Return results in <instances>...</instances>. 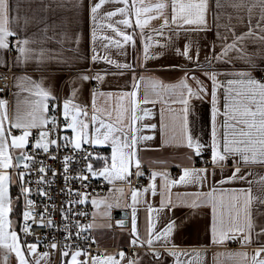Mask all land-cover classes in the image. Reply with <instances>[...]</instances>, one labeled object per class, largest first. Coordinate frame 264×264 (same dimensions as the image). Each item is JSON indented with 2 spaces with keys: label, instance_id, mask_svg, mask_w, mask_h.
I'll use <instances>...</instances> for the list:
<instances>
[{
  "label": "crops",
  "instance_id": "0c3cea01",
  "mask_svg": "<svg viewBox=\"0 0 264 264\" xmlns=\"http://www.w3.org/2000/svg\"><path fill=\"white\" fill-rule=\"evenodd\" d=\"M98 2L99 0H9V28L16 35L8 38V49H0V71L10 72L7 101L10 119L17 115L25 120L31 119L34 101L38 99L34 95L35 82L50 90L56 97L55 100L49 98L47 101L48 111L43 113L44 117L49 118V121L52 117L49 113L50 103L59 104V112L62 114L63 101L72 98L74 104L86 106L87 116L79 118L89 122L91 133L92 93L95 90V104L100 110L96 115L105 122L122 128L123 133H115L121 139L124 135L129 139L132 135L137 137L139 168L133 162L125 179L106 180L103 176L95 175L108 182L106 188L87 198L92 206L90 231L101 250L91 257H86L79 251L80 255L76 257L78 264H102L108 257L119 264H129L130 261L132 264H252L255 251L264 248V233L261 232L264 229V180L261 179L264 178V163L258 162L259 158L257 162L245 163L238 155H229L221 164L213 165L211 161L208 165H200L196 150L189 148L184 138V105L180 101L189 94L188 89L180 82L184 80L197 93L189 98L188 131L194 140L203 145H211L213 82L205 73H217V134L222 139L227 132L229 139H239L238 133L243 126L233 128L231 125L235 121L225 117L223 113L226 94L235 96L241 86H229L227 82L247 79L236 75L241 71L250 72L253 78L264 82V79L258 78L260 72L264 73V40L260 39L264 36V0H207L206 26L182 25L177 31V24H170L160 29L161 20L154 19L145 27L144 38H141L139 28L118 23L125 18L122 14L114 17L105 15L116 8L125 7L118 0H105L95 14L94 21L90 9ZM132 2L133 0H128V5ZM158 2L161 0H136L137 6ZM164 2L171 4V0ZM183 2L187 3L189 0ZM165 12L170 15V7ZM130 18L134 25V12ZM108 24L133 34L135 46L130 42L124 43L114 29L108 28ZM158 31L162 34H157ZM93 32L95 40L92 38ZM242 33L246 34L245 39L238 43V47L244 49L247 59H239L236 50L216 59L224 45L231 43L234 35ZM12 38H16L14 49H10ZM23 39H28L27 47L35 50L33 57L27 61L17 51V41ZM116 40L121 41L120 45L114 43ZM145 43L150 45L147 59ZM185 44L190 46L191 60L177 52L179 49L182 53ZM93 55L97 56L96 60L92 59ZM37 56L40 58L37 59ZM109 60L114 63H109ZM123 64L131 67L119 66ZM81 75L92 79L83 81L79 78ZM97 75L102 79H94ZM24 76L31 77V80L18 79ZM154 82L159 83L154 86ZM134 83L138 85L135 89ZM161 84L171 87H161ZM201 87L206 91L200 92ZM229 87L236 91L226 93ZM73 89H76L74 97ZM132 91L137 92V119L134 123L131 119L132 98L124 96L123 100L118 99L122 94ZM108 93H111L110 97ZM118 105L127 110L122 120H118ZM35 114L39 122L41 114ZM226 120L229 125L227 128L224 126ZM152 125L154 127H149ZM46 126L30 130L45 131ZM95 126L99 127L98 121ZM8 127L6 121L5 128ZM70 131L72 139L74 133L71 129ZM12 134L20 135L21 130L12 129ZM37 138L39 134L34 140ZM44 139L46 142L47 137ZM95 146L100 152L92 160V169L98 173L106 163L111 167L112 143L109 140ZM9 151L15 165L24 149ZM104 157H107V161ZM236 167L241 170L238 175H248L244 180H227ZM12 168L0 169L9 172L11 176L6 185L11 211L6 217L8 223L5 232L17 233L18 243L29 264H35L37 260L39 264H54L46 257L37 256L28 250V246L33 243L18 224L19 210L17 213L14 207L18 176L11 171ZM176 168H181V172L174 177L173 171ZM184 168L206 169V173L200 174L206 175V179L197 181V173H193V178L188 182L172 183L179 181ZM137 172L144 177V184L140 188L134 184ZM154 172L158 175L153 179ZM152 184L155 185L154 194ZM239 189L251 190L253 199L249 211L253 229L249 232L245 228L244 233L228 232V239L215 243L212 233L213 203L216 204L217 215H223L225 226H230L229 205L232 197L239 195L234 190ZM133 191H136L135 200ZM208 193L212 194L211 197ZM93 200L96 204L92 203ZM16 206L19 207L18 204ZM119 212L123 215L118 216ZM134 215L135 232L132 231ZM169 223L173 226L166 235ZM245 234L250 235V242L241 243ZM149 239L151 244L148 243ZM8 244H11L10 237L0 243V264H19L16 253L6 246ZM121 252L124 253L123 256L120 255ZM71 258L70 253L58 264H68ZM258 259H264V252Z\"/></svg>",
  "mask_w": 264,
  "mask_h": 264
},
{
  "label": "snow or ice",
  "instance_id": "6c2138e0",
  "mask_svg": "<svg viewBox=\"0 0 264 264\" xmlns=\"http://www.w3.org/2000/svg\"><path fill=\"white\" fill-rule=\"evenodd\" d=\"M105 2V0H99L98 3L91 6V13L93 14V20L95 21V14L101 8V5ZM125 5V7L116 8L114 11H110L105 13L108 17H114L117 14H122L125 18L120 20L118 23L127 26V27H136L140 29V36L144 38V29L146 26H149L150 22L154 19H160V29H164L168 27L170 24H177V31H179L180 26L182 25H197V26H206V11H207V0H189V2L185 3L183 0H171V4L161 2L151 4L148 6H137L136 0H133L132 4L128 5V0H118ZM219 6V5H218ZM170 7V15L166 14L165 10ZM131 9V11H130ZM132 12L135 14V22L131 20ZM155 12V15L152 13ZM10 3L9 0H0V49H8L9 42L8 38L15 36L16 33L9 28L10 22ZM143 14V16H142ZM108 28L114 29L118 36H120L124 43H131L133 46L136 44V39L133 34L128 32L121 31L119 28H115L114 25L108 24ZM156 31V30H154ZM249 33H251V28H249ZM157 34H162V32H157ZM246 34L234 35V39L231 43H226L222 49L220 54L216 55V59H221L228 54L231 50H236L239 54V59L246 60L247 54L242 47H238V43L245 39ZM219 36V32L217 33ZM93 40H95V32L92 34ZM105 39H111L109 37H105ZM150 40L151 37H148ZM261 40H264V36L260 37ZM115 44L120 45L121 41H114ZM29 45L28 39H23L17 41V51L21 54L25 61L31 59L35 53L34 49L27 47ZM150 45L148 43L144 44V52L145 59H147V53ZM214 48V45H213ZM178 54L183 55L187 59L191 60L192 56L190 55V46L185 44L183 52L180 53V50L177 49ZM43 54V50H41L40 55ZM199 57V49H197V58ZM37 59L40 57L37 56ZM93 60L97 59L96 55H93ZM109 63H114L109 60ZM230 62V61H229ZM122 68H129L131 65L123 64L119 65ZM210 77L213 82L212 88V137H211V161L213 165L221 164L226 161L229 155L240 157V160L248 163V162H257V158H259L258 162L264 163V82L257 80L251 76L250 72L241 71L236 73L241 77H247V79L240 80H229L227 83L229 86L231 85H240V89L238 91L229 87L226 89V93H231L232 91H236L235 96H229L226 94L225 96V104H224V116L235 121L233 128L237 125H242L238 133L239 139H229L227 132H225L223 138H219L216 129V116L219 114V108L217 107V73H205ZM83 81H87L92 79L87 75H81L79 77ZM23 80H31V77L24 76ZM94 79L100 80L102 77L97 75ZM144 79V77H141ZM34 83L35 92L34 95L38 98L34 101V111L31 113V119L25 120L21 116L17 115L14 119H10L7 111V101L4 99H0V169H9L11 167H19V164L13 165L12 160L13 157L10 154V149H24L25 146L30 142L29 137L32 135L30 129L43 127L49 123V118L43 116V113L48 111V103L49 98L55 100L56 97L52 95L51 91L45 89L39 83ZM156 83L154 82V86ZM181 85L188 89L189 96L182 99L180 103L184 105L183 108V130H184V138L187 142V146L189 148H194L196 153L199 154L200 150L205 147V145L201 144L198 140H194L192 135L188 131V113H189V98L197 93H194L193 90L188 87L184 80H181ZM199 83V82H198ZM161 87H171L161 84ZM134 89L138 87L137 84L134 83ZM200 92L206 91L203 87L199 89ZM76 89H73V97L75 96ZM97 93L95 90L92 93L93 96V115L91 117V124L93 126L91 133L89 132V122L86 120L80 119L81 116H87L86 106L81 107L80 105H76L73 103L72 98L65 99L63 101V112L62 115L65 120L64 127L69 128L74 133V136L71 139V143L76 149H80L82 143L87 142L91 145H100L107 143L111 140L112 143V154H111V167L105 164V167L97 172H94L92 169V165H87L88 172L92 173V175H100L103 176L106 180L112 179H125L127 174H129V167L135 163V166L139 168L140 160L137 158V150L136 143L137 137L132 135L131 138L127 135L121 136L115 135V133L120 132L123 133V129L115 126L113 123H107L105 120L101 119L96 115L99 109L96 108L95 99ZM100 95H105L104 93H100ZM109 97L111 93L107 94ZM124 96H130L131 100V109H132V122L134 123L137 119L135 115L136 108V96L137 92L132 91L131 93H124L120 97L119 100H123ZM229 100L232 102L229 103ZM146 102V101H145ZM55 109V105H53V110ZM127 111L123 108L122 105H118L117 116L118 120H122L124 117V112ZM35 113H40L41 117L39 122L37 120V116ZM110 116L111 113L109 112ZM8 122L9 127L5 128V122ZM51 124L53 128L57 127L56 117L53 116L50 118ZM97 121L99 122V127H96ZM226 128L229 126L227 120L225 121ZM154 127V125L149 126ZM12 129L21 130L20 135L12 134ZM49 135L48 131H41L39 133V138L36 139L34 147L42 148L45 152L48 151L49 144H56V140H48L45 142V137ZM10 138V139H9ZM64 139H68L65 137ZM144 139H150V137H144ZM251 154V155H249ZM33 157L27 155H21L18 157L20 162H23V167L28 168L29 164L25 161L32 160ZM70 157H64V167L65 170L68 168V161ZM87 159V157H85ZM105 161H107V157H104ZM236 163V161H234ZM41 173L45 171L42 166L39 170ZM206 169H189L184 168L183 174L180 176L179 181H173L172 183H181L188 182L193 178V173H197L195 179L197 181H202L206 179V175H200L206 173ZM240 168L236 167L233 170L231 176L227 177V180H244L248 173H245L244 176L238 175L240 173ZM214 174V173H213ZM25 172H18L17 176L23 182L25 177ZM137 175H141V173L137 172ZM158 173H152V178L154 179ZM11 176L7 171L0 170V243H4L7 238L10 237L11 244L6 245L10 247L17 255L19 259V264H29V261L25 258V255L18 243L17 233L15 231L5 232V226L8 223L6 220L7 214L11 211V200L7 195V183L10 181ZM43 179V177H41ZM67 179V177H66ZM87 179V177H84ZM264 180V178H261ZM224 181H221L223 183ZM153 189V194L155 192V185H151ZM23 193H29L30 189L27 187L21 188ZM239 193V195H234L232 197V203L229 205V217H230V226H225V221L223 219V215H217L216 204L213 203V223H212V233H213V241L215 243H222L225 239H228V232L232 233H244L245 228L251 232L253 229V223L251 219V214L249 211V205L252 202L251 190H234ZM202 195V194H201ZM211 193H208V196L211 197ZM133 200L136 199V191L132 193ZM28 204H32L31 200L27 201ZM84 202L83 200L81 203ZM93 204H96V201H92ZM163 203V201H162ZM43 216V213H41ZM24 220L28 221L31 219V213L29 211H25L23 213ZM240 221H243L241 223ZM51 223V221H49ZM172 224L169 223L165 234L171 232ZM91 227V225H88ZM30 225H25L23 231L27 233L29 231ZM132 231H136V222L135 215L133 216V228ZM261 232L264 233V229H261ZM218 237V238H217ZM151 239L148 240V243L151 244ZM250 242V235L245 234L241 240V243ZM133 243H136L133 240ZM50 248L56 249L57 245L52 243L49 245ZM28 250L30 253H35L36 245L32 244L28 246ZM264 252V248H259L255 251L253 256L252 264H264V259H258L261 253ZM69 253L62 252V256H67ZM49 254L47 252L42 253V257H46ZM80 255V252H72L71 260L68 264H78L76 257ZM121 256L124 253H120ZM158 255V254H157ZM246 255V253L244 254ZM95 262V258H93ZM35 264H39V260L35 262ZM102 264H119L118 261L114 260L112 257H108L106 261H103ZM129 264H132L130 261Z\"/></svg>",
  "mask_w": 264,
  "mask_h": 264
},
{
  "label": "built area",
  "instance_id": "2783aa9c",
  "mask_svg": "<svg viewBox=\"0 0 264 264\" xmlns=\"http://www.w3.org/2000/svg\"><path fill=\"white\" fill-rule=\"evenodd\" d=\"M15 40L16 38L11 39L10 49H14ZM258 78L263 80L264 73L260 72ZM9 80L10 72L0 71V99L6 101L9 100ZM53 105H55L54 110ZM49 113L52 117H56L57 127L53 128L49 121L44 129L49 132L46 142L56 140V144H49L47 152L42 148L34 147V137L43 130H30L32 133L29 137L30 142L20 156L27 155L33 159L25 161L29 164L28 168L23 167V162L17 159L15 165L19 164V167L14 166L11 171L15 174L26 173L23 182L19 178L17 182L15 202L20 207L19 227L23 230L26 224L30 225L26 234L36 245L37 256L47 252L49 255L46 258L58 264L64 257L61 255L62 252L70 254L74 251H82L86 257L100 252L101 248L95 244L88 227L92 219V206L87 198L106 188L108 182L87 170V165H92V160L98 156L99 148L84 142L80 149H76L71 143L70 129L64 127L65 120L59 112V104L50 103ZM65 137L68 139H64ZM65 156L70 157L67 170L64 167ZM198 158L200 165L211 163L209 143L201 149ZM42 166L45 169L43 173L39 171ZM180 172L181 168H176L173 176L176 177ZM134 184L140 188L144 184V177L135 175ZM22 186L29 188L30 192L23 193ZM28 200L33 203L28 204ZM82 200L84 202L81 203ZM25 211L31 213V219L28 221L24 220ZM52 243L57 245L56 249L49 247Z\"/></svg>",
  "mask_w": 264,
  "mask_h": 264
},
{
  "label": "trees",
  "instance_id": "16d2710c",
  "mask_svg": "<svg viewBox=\"0 0 264 264\" xmlns=\"http://www.w3.org/2000/svg\"><path fill=\"white\" fill-rule=\"evenodd\" d=\"M17 205V203H15ZM14 206L16 208V212L18 213L19 207L18 206Z\"/></svg>",
  "mask_w": 264,
  "mask_h": 264
},
{
  "label": "water",
  "instance_id": "95a60500",
  "mask_svg": "<svg viewBox=\"0 0 264 264\" xmlns=\"http://www.w3.org/2000/svg\"><path fill=\"white\" fill-rule=\"evenodd\" d=\"M118 216H122L123 214L121 212L117 213Z\"/></svg>",
  "mask_w": 264,
  "mask_h": 264
},
{
  "label": "rangeland",
  "instance_id": "374dc122",
  "mask_svg": "<svg viewBox=\"0 0 264 264\" xmlns=\"http://www.w3.org/2000/svg\"><path fill=\"white\" fill-rule=\"evenodd\" d=\"M25 234V232H23Z\"/></svg>",
  "mask_w": 264,
  "mask_h": 264
}]
</instances>
